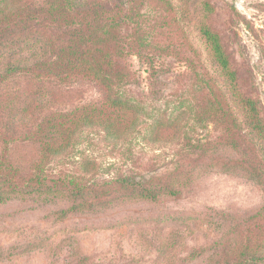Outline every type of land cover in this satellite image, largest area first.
Segmentation results:
<instances>
[{
    "label": "trees",
    "instance_id": "trees-1",
    "mask_svg": "<svg viewBox=\"0 0 264 264\" xmlns=\"http://www.w3.org/2000/svg\"><path fill=\"white\" fill-rule=\"evenodd\" d=\"M177 2L190 9L176 14L169 0H0V203L52 196L69 204L57 211L66 216L118 198L179 195L200 168L239 174L264 193V101L211 24V1ZM153 4L161 9L145 13ZM186 33L198 50L190 53ZM130 55L152 68L158 56L182 63L174 105H150L132 89ZM81 80L96 87L94 100L75 101L68 84ZM90 134L114 146L141 135L175 159L149 178L96 179V158L77 151ZM244 218L243 242L208 264H264V204Z\"/></svg>",
    "mask_w": 264,
    "mask_h": 264
},
{
    "label": "rangeland",
    "instance_id": "rangeland-1",
    "mask_svg": "<svg viewBox=\"0 0 264 264\" xmlns=\"http://www.w3.org/2000/svg\"><path fill=\"white\" fill-rule=\"evenodd\" d=\"M210 1L211 24L245 75V87L253 89L252 85L264 101V0ZM169 2L176 14L190 9H181L177 0ZM156 5L144 12L161 9ZM186 34L190 53L198 50L194 32ZM127 60L135 74L131 87L146 103L163 107L171 99L168 105H174L170 93L177 72L184 70L181 62L158 56L152 68L134 55ZM68 87L77 92L75 101L97 97L92 82L72 81ZM88 136L77 151L96 158V179L119 173L149 178L169 169L175 159L173 148L149 145L141 135L115 146L98 135ZM68 162L62 167L72 169ZM52 167L61 168L55 163ZM263 204L264 193L251 181L215 168L194 169L179 195L147 201L118 198L66 216L57 213L69 206L59 198L16 197L0 203V264H208L215 256L229 257V249L243 242L237 224Z\"/></svg>",
    "mask_w": 264,
    "mask_h": 264
}]
</instances>
